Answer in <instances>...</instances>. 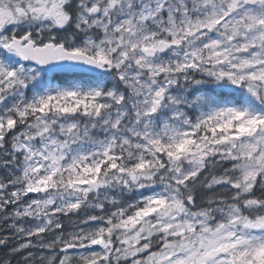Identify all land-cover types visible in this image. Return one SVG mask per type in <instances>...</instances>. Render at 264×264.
I'll return each instance as SVG.
<instances>
[{"label":"snow or ice","instance_id":"snow-or-ice-1","mask_svg":"<svg viewBox=\"0 0 264 264\" xmlns=\"http://www.w3.org/2000/svg\"><path fill=\"white\" fill-rule=\"evenodd\" d=\"M0 264H264V0H0Z\"/></svg>","mask_w":264,"mask_h":264}]
</instances>
